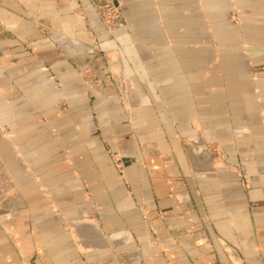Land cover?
<instances>
[{"label":"crops","instance_id":"crops-1","mask_svg":"<svg viewBox=\"0 0 264 264\" xmlns=\"http://www.w3.org/2000/svg\"><path fill=\"white\" fill-rule=\"evenodd\" d=\"M114 1L0 0V264H264V0Z\"/></svg>","mask_w":264,"mask_h":264},{"label":"rangeland","instance_id":"rangeland-1","mask_svg":"<svg viewBox=\"0 0 264 264\" xmlns=\"http://www.w3.org/2000/svg\"><path fill=\"white\" fill-rule=\"evenodd\" d=\"M88 1H89L90 5L92 6L93 10L95 11L96 15L98 16V18L103 23L106 31L111 33L117 27H119L120 22H121V10H120V7L118 6V4L114 0H88ZM105 3L110 4L111 7H113V9L112 10L104 9L103 6ZM33 22H34L36 28L39 30V32L42 35H44L48 38H51V36L48 32V28L46 26L41 24L39 21L34 20ZM23 50H25L28 53L29 52L31 53V51H32L31 48L27 44L23 45ZM103 59L105 61L104 56H103ZM105 65H106V68L108 70V77H110V79L113 81L114 79L112 78L111 69L107 66V63H105ZM76 75L81 80V82L85 86V88L93 90L95 93H96V91L100 92V90L98 88V85H100V79L97 75L96 70L91 69L89 67L88 68H81L77 71ZM121 97L122 98L124 97L123 93H121ZM122 106L125 108L124 104H122ZM60 107H61V109H65L66 104L64 102H62ZM0 129L3 132V134H6V132H7L6 127L0 126ZM103 147L108 152L109 159L111 160V163H112L114 169L117 171V173H119L120 175H123V172L125 170V166L123 163L122 156L117 152H112L106 143H103ZM236 172L239 174L240 178H242L243 188H247L249 186L248 185V177L245 175L244 169L242 167H239V168H237ZM142 219L144 222L145 232H144L143 239H141L142 241L140 240L141 245L139 247V251L142 253V255L144 257L151 258L155 251L160 252L162 250L160 247L161 242H160V238H159V235H158L157 229L155 228L154 223L152 222V220H150V218H148L146 216V214L144 212L142 215ZM61 221H62V218H61ZM63 221H64V218H63ZM65 223H67V222H65ZM166 264H168V260H166Z\"/></svg>","mask_w":264,"mask_h":264},{"label":"built area","instance_id":"built-area-1","mask_svg":"<svg viewBox=\"0 0 264 264\" xmlns=\"http://www.w3.org/2000/svg\"><path fill=\"white\" fill-rule=\"evenodd\" d=\"M103 7H104V9H106V10H112V9H113V7H111V5L108 4V3H105Z\"/></svg>","mask_w":264,"mask_h":264}]
</instances>
